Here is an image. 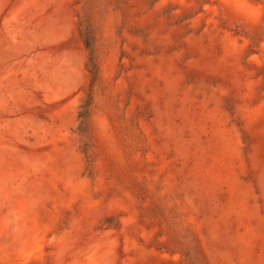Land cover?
<instances>
[{
  "label": "rangeland",
  "instance_id": "374dc122",
  "mask_svg": "<svg viewBox=\"0 0 264 264\" xmlns=\"http://www.w3.org/2000/svg\"><path fill=\"white\" fill-rule=\"evenodd\" d=\"M0 264H264V0H0Z\"/></svg>",
  "mask_w": 264,
  "mask_h": 264
},
{
  "label": "trees",
  "instance_id": "16d2710c",
  "mask_svg": "<svg viewBox=\"0 0 264 264\" xmlns=\"http://www.w3.org/2000/svg\"><path fill=\"white\" fill-rule=\"evenodd\" d=\"M86 45H87V46H90L89 43H87V42H86Z\"/></svg>",
  "mask_w": 264,
  "mask_h": 264
}]
</instances>
